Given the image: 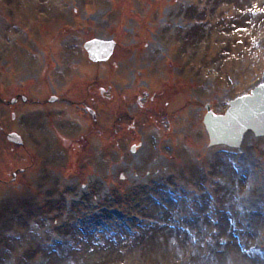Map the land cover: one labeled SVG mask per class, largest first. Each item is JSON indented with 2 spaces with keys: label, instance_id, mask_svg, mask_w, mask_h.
Instances as JSON below:
<instances>
[{
  "label": "rangeland",
  "instance_id": "374dc122",
  "mask_svg": "<svg viewBox=\"0 0 264 264\" xmlns=\"http://www.w3.org/2000/svg\"><path fill=\"white\" fill-rule=\"evenodd\" d=\"M261 83L264 0H0V264H264Z\"/></svg>",
  "mask_w": 264,
  "mask_h": 264
},
{
  "label": "water",
  "instance_id": "95a60500",
  "mask_svg": "<svg viewBox=\"0 0 264 264\" xmlns=\"http://www.w3.org/2000/svg\"><path fill=\"white\" fill-rule=\"evenodd\" d=\"M112 42L92 40L84 45L88 58L93 62L105 61L112 53ZM25 101V99H23ZM52 98L51 101H54ZM203 124L209 137V146L225 145L239 148L242 137L252 131L255 137H264V83L255 87L250 95L229 102L224 115H213L208 106ZM8 140L22 144L19 136L12 133Z\"/></svg>",
  "mask_w": 264,
  "mask_h": 264
}]
</instances>
